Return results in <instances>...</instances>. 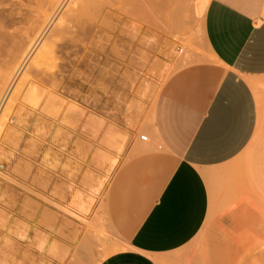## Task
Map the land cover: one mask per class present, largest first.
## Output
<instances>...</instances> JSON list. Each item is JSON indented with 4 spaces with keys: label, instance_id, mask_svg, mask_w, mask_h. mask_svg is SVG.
I'll return each instance as SVG.
<instances>
[{
    "label": "rangeland",
    "instance_id": "obj_1",
    "mask_svg": "<svg viewBox=\"0 0 264 264\" xmlns=\"http://www.w3.org/2000/svg\"><path fill=\"white\" fill-rule=\"evenodd\" d=\"M0 1H4L3 4L0 2V12L5 13H10L13 9L12 6H15L13 11L15 8L17 10L18 3L21 2V0ZM166 1L168 2L166 4L170 3L169 0ZM141 2L138 0H126L125 2L123 0L117 3L113 11L107 8L106 12L112 11L113 16L107 17L109 22L105 30H99L97 27L99 21L106 20L105 16H98L99 11L97 10L89 13L92 14L91 16L88 14L82 16L84 19L81 18L73 28L74 30L71 29L69 33L65 34L66 36L61 38L62 40L57 37L54 24L49 31V36H53V39L57 40V44H60L56 53L62 54L63 52V54L55 53V57H51V60L44 63L43 69L42 67H38V69L33 65L29 66L30 61L28 67L26 66L27 68L23 71L24 74L27 70L29 74H26L36 84L35 88L38 92L36 93L39 94L37 104L28 101L29 105L26 101L29 85L23 95L18 98L15 97L12 90L11 99L9 96L7 104L13 105L10 118L13 121L16 116L17 122L8 121L6 130L0 136V249L3 247L0 250V264H100L113 253L115 246L109 245L111 237L104 231L103 224L101 227L94 225L101 221L95 219L96 206H98V202H101L102 196L110 184L127 143L121 144L120 139L117 140L119 143L117 144L112 134V138H110V133L113 131L110 132L111 124L106 120V117L108 119L110 117L117 118L126 106L128 112L134 110L142 112L144 107L140 103H137L138 108L132 106L136 99L149 100L184 70L214 63L213 56H211L204 39V18L210 2L207 4L202 18L193 14L194 7L198 5L199 1L198 3L191 1L196 6L186 2L187 8H189V4L191 5L189 8L191 13L186 12L185 5L186 16L184 14L185 19L182 17V23H189V27L184 28L186 25L180 23L179 26L184 25V29L180 28V30L188 29L189 34L181 33L182 30L179 32V28L177 31L173 30L176 33L171 32L175 27L168 24L170 16L168 11L174 10L175 6L170 8V4L165 5L163 0H143L144 4ZM24 4L27 6L32 3L26 1ZM147 4L149 5L147 6ZM33 5L23 6L21 9L23 12L27 10L29 13L33 9L36 10L37 6ZM165 6L169 8L166 9ZM160 8L163 12L158 10ZM131 11L132 13H130ZM188 15H193L192 18L190 17L191 20ZM159 19L167 20L164 22ZM91 25L92 28H90ZM72 30L73 32H71ZM47 36L45 37L47 40H44L46 42L50 39ZM78 37L82 40H79ZM71 40L74 41L73 45ZM62 44L68 48H63ZM75 45L79 48L74 47ZM80 45L82 46L80 47ZM94 46L98 47L95 49ZM60 47L61 49H59ZM179 47L184 49L183 53H180ZM186 58L191 59L188 61ZM53 70L57 72L54 73ZM58 70L61 71V74ZM249 84L258 100L259 117L256 140L241 157L244 164L253 158L261 146L260 132L261 129H264V79L251 80ZM253 86H257L258 91L254 90ZM48 96L49 98H47ZM129 98L131 102L127 104ZM22 108L25 111H22ZM70 117L72 118L70 119ZM107 124L109 134L105 133ZM85 125L86 127H84ZM128 126L135 129L131 123ZM121 135L118 136L123 137V134ZM141 135L148 136L145 132L139 131V139ZM118 136L116 135V137ZM124 136L128 140V136ZM116 137L115 139H119ZM112 139L114 142H111ZM110 146H114L113 149ZM104 153L109 155L110 159L107 157L101 161L100 158ZM256 156V159H264V150ZM245 192L249 202L257 206H264L258 198L250 194V190L247 189ZM85 200H87L86 204H90L92 201V205L84 211L81 205H85L82 204V201L85 203ZM95 228L101 230L99 237L103 240L104 246L99 245L97 237L94 236L96 233L92 234L93 231H96ZM206 238V232H202L185 248L183 253L188 258H185L187 260L185 264L197 262L200 252L202 249H206L209 244V240ZM223 242L225 246L221 253L225 264H264V241H253L247 235L224 234ZM85 249L90 250L85 251ZM119 250L121 249H115V251ZM25 259L28 262H25Z\"/></svg>",
    "mask_w": 264,
    "mask_h": 264
},
{
    "label": "crops",
    "instance_id": "obj_2",
    "mask_svg": "<svg viewBox=\"0 0 264 264\" xmlns=\"http://www.w3.org/2000/svg\"><path fill=\"white\" fill-rule=\"evenodd\" d=\"M238 2L244 13L239 21L227 18L219 7L206 10L204 39L214 63L184 70L149 100L136 99L132 106L138 108L140 103L142 112H128L126 106L117 118L106 117L110 131L128 135L110 184L96 206L95 219L101 220L97 227L103 224L111 237L110 246L138 237L140 244L165 248L140 249L156 264H185L188 258L183 251L206 232L209 244L195 264H225L224 234L264 241V206L249 202L245 192L250 190L264 204V159H256L264 142L247 164L241 161L246 148L235 158L206 168L201 173L202 185L187 168L180 171V181L172 182L180 169L177 159H186L199 137L227 139L245 120L250 121L253 110L257 134L258 100L249 81L264 79V0ZM210 14L218 21L211 31ZM232 74L247 82L250 95L233 85ZM225 81L228 87L221 92ZM139 131L148 135L146 142L139 139ZM125 250L137 249L128 244Z\"/></svg>",
    "mask_w": 264,
    "mask_h": 264
},
{
    "label": "bare ground",
    "instance_id": "obj_3",
    "mask_svg": "<svg viewBox=\"0 0 264 264\" xmlns=\"http://www.w3.org/2000/svg\"><path fill=\"white\" fill-rule=\"evenodd\" d=\"M9 1V0H8ZM25 0H21V2L18 3V7L17 10L15 8V11H13L14 7L15 6H12V10L10 13H5V12H0V136L2 135V133L6 130V127L8 125V121H11V118H10V115H11V112L13 110V105L9 106V103L7 104V100L10 96V99H11V93H12V90H13V94H15V97L18 98L19 96H22L23 93L25 92V89L26 87L29 85L30 86V89L28 88L27 90V93H26V101L27 103L31 102L33 104H37L38 102V95H37V91H36V84L30 79L31 77H29V72H27L26 70V73L23 74V71H25L24 69H26L28 66V63L30 62L29 66L30 65H33L34 67H42L44 65L45 62H47L51 57H53L55 55V53L57 52V49H58V46H60V44L58 45L57 43V40H55V38L53 39V36L50 37L49 36V31H51V28L52 26L55 24V30L57 31L56 32V35L57 37H59L60 39L67 33L70 32L71 29L75 28L76 27V24L79 22V20L82 18V16L84 15H90L89 13L93 12L94 10H97L99 11V15L98 16H105L106 20H108L107 17L110 16H113V8L115 6H117V3L120 2V1H123V0H26L28 1L29 3H32L34 5L37 6L36 10H32L31 12H23V10L21 9L23 6L24 7H27L29 5H32V4H29L27 6H25ZM139 2L143 3V0H138ZM146 1V0H145ZM152 1V0H151ZM157 1V0H156ZM159 1V0H158ZM165 1V2H164ZM188 1V2H187ZM190 1V2H189ZM192 0H169V4H170V8L175 6L174 7V10H171V11H168V14L170 13V16H169V26L171 27H175L174 29H172L171 32H175L173 30L176 29V31L178 30L179 28V32L184 29V28H187L189 27V23H182V19L186 16L185 14V5H186V2L187 4L190 3L192 4L194 1L196 3H198V5L196 6V4H194L193 6H196L194 7L195 10H193V14H196L197 17H200L202 18V16L205 14V9H206V6L209 2H211V0H193V2L191 3ZM2 4L4 1H0ZM7 2V1H6ZM15 2V1H14ZM24 2V3H23ZM126 2V0H125ZM128 2V1H127ZM149 2V1H148ZM147 2V3H148ZM163 2L165 3V5H169V4H166L168 3L166 0H163ZM16 3V2H15ZM1 4V6H3ZM6 5H10L9 3H4ZM27 4V3H26ZM134 4V3H133ZM144 4V3H143ZM141 4V5H143ZM150 4V3H149ZM147 4V6L149 5ZM155 4V3H154ZM161 4V3H160ZM189 4V5H190ZM210 4V3H209ZM5 5V6H6ZM33 5V6H34ZM140 5V6H141ZM157 5V4H156ZM163 5V4H162ZM188 7L191 8V5ZM17 6V5H16ZM145 6V5H143ZM159 6V5H157ZM7 7V6H6ZM10 7V6H9ZM154 7V6H153ZM167 7V6H165ZM169 7H167L166 9H168ZM107 8H110L112 11H107L106 12V9ZM125 8V7H124ZM133 8V7H132ZM138 8V7H137ZM140 8V7H139ZM144 8H147L146 6ZM158 8V7H156ZM186 8H187V5H186ZM187 8L186 12H188V14L191 13V10ZM1 9V8H0ZM4 9V7H3ZM29 9V7H28ZM123 9V8H122ZM121 9V10H122ZM149 9V8H148ZM153 9V8H152ZM164 8V10H166ZM176 9V10H175ZM9 10V9H7ZM125 10V9H123ZM141 10V9H140ZM144 10V9H142ZM147 10V9H146ZM150 10V9H149ZM148 10V11H149ZM158 10H161L162 9H158ZM170 10V9H169ZM190 10V12H189ZM2 11V10H1ZM64 11V12H63ZM96 12V11H95ZM146 12V11H145ZM156 12V11H155ZM163 12V11H162ZM122 13V12H121ZM132 13V11L130 12ZM148 13V12H147ZM160 13V12H158ZM123 14V13H122ZM134 14V13H133ZM145 14V13H144ZM152 14V13H151ZM165 15V12L163 13ZM167 14V13H166ZM185 14V16H184ZM92 15V14H91ZM90 15V16H91ZM148 15V14H147ZM160 15V14H159ZM89 16V17H90ZM94 16V14H93ZM151 16V15H150ZM189 16V19L190 17L193 15H188ZM132 17V16H131ZM136 17V16H135ZM144 17H147V16H144ZM183 17V18H182ZM191 17V18H192ZM152 18V17H151ZM157 18V17H156ZM163 18V17H162ZM84 19V17L82 18ZM93 19V18H91ZM158 19V18H157ZM185 19V18H184ZM188 19V20H189ZM94 20V19H93ZM102 21L98 23L97 27L99 28V30H105L106 26H107V23L109 22L108 21ZM136 20V19H135ZM133 20V21H135ZM140 20V19H139ZM150 20V19H149ZM161 20H164V22L167 20L165 19H159V21ZM191 20V19H190ZM92 21V20H91ZM138 21V20H137ZM143 21V20H142ZM158 21V22H159ZM151 22V21H150ZM148 22V23H150ZM153 22V21H152ZM155 22V21H154ZM185 22H190V21H185ZM140 23V22H139ZM138 23V24H139ZM157 23V22H156ZM179 23L180 24H184L186 25L184 27V25H180L179 26ZM90 24V23H88ZM120 24V23H119ZM164 24V23H163ZM95 25V23H94ZM155 25V24H154ZM78 26V25H77ZM88 26V25H87ZM178 26V27H177ZM90 27V26H89ZM96 27V26H95ZM96 27V28H97ZM184 27V28H183ZM92 28V25L91 27ZM169 28V27H168ZM180 28H182L180 30ZM87 29V28H86ZM54 30V29H53ZM52 30V31H53ZM74 30V29H73ZM73 30L71 32H73ZM77 30V29H76ZM79 30V29H78ZM85 30V29H83ZM164 30V29H163ZM168 30V29H167ZM171 29H169L168 31H170ZM91 31V30H90ZM166 31V30H165ZM183 31V30H182ZM181 33H185L187 34L188 33V29H185V31H183ZM190 31V30H189ZM199 31V30H198ZM76 32V31H75ZM88 32V30H87ZM51 33V32H50ZM55 33V32H54ZM125 33V32H124ZM176 33V32H175ZM50 37V39H48L49 41H44L46 38V36ZM52 34V33H51ZM50 34V35H51ZM71 34V33H70ZM75 34V33H73ZM77 34H79L77 32ZM90 34H92L90 32ZM117 34V33H116ZM178 34V33H177ZM176 34V35H177ZM180 34V33H179ZM189 34V33H188ZM56 35H54V37H56ZM80 35V34H79ZM114 35V34H113ZM47 36V37H48ZM66 36V35H65ZM72 36V34H71ZM70 36V37H71ZM74 36V35H73ZM84 36V35H83ZM91 36V35H90ZM89 36V37H90ZM115 36V35H114ZM113 36V37H114ZM135 36V35H134ZM85 37V36H84ZM138 37V36H137ZM73 38V37H71ZM83 38V37H82ZM135 38V37H134ZM63 39H66V38H63ZM78 39L80 40L81 38L78 37ZM96 39V38H95ZM100 39V38H99ZM47 40V39H46ZM62 40V39H61ZM75 40V39H74ZM82 40V39H81ZM87 40V39H86ZM89 40V39H88ZM101 40V39H100ZM134 40V39H133ZM70 41V39H69ZM67 40V42H69ZM85 41V40H84ZM103 41V40H102ZM62 42V41H61ZM60 42V43H61ZM72 42V40H71ZM70 42V43H71ZM78 42V41H77ZM80 42V41H79ZM87 42V41H86ZM105 42V41H104ZM149 42V41H148ZM74 41L72 42V45H73ZM81 43V42H80ZM67 44V43H66ZM69 44V43H68ZM84 44V43H83ZM152 44V42H151ZM86 45V44H85ZM84 45V46H85ZM96 45V44H95ZM63 48H65L64 44H62ZM82 45H80L81 47ZM148 46V45H147ZM70 47V46H69ZM76 47V45L74 46ZM91 47V46H90ZM98 47V46H97ZM96 47V48H97ZM68 48V47H67ZM65 48V49H67ZM71 48H73L71 46ZM76 48H79L78 46ZM85 48V47H84ZM95 48V46H94ZM95 48V49H96ZM185 49V46L183 47ZM61 49V47L59 48ZM75 49V48H74ZM93 49V48H92ZM127 49V48H126ZM150 49V48H149ZM181 48L179 47V50ZM184 49H181V52L180 53H183L184 52ZM73 50V49H72ZM79 50V49H77ZM122 51V50H121ZM69 52V51H68ZM59 53V52H58ZM56 53V54H58ZM180 53H178L180 55ZM192 53V52H191ZM63 54V52H62ZM61 53H59V55H62ZM69 54V53H68ZM78 54V53H77ZM143 54V53H142ZM76 55V54H75ZM141 55V54H140ZM183 55V54H182ZM68 56V55H67ZM55 57V56H54ZM66 57V56H65ZM71 57V55H70ZM62 58V57H61ZM140 58V57H139ZM56 59V58H55ZM59 57H58V61H59ZM66 58H64L65 60ZM188 59H191V58H186V60ZM51 60V59H50ZM62 62H63V59H61ZM67 60V59H66ZM139 60V59H138ZM68 61V60H67ZM189 61V60H188ZM66 62V61H65ZM146 62V61H145ZM154 62V61H153ZM51 64V62H49ZM54 63V62H53ZM57 63V61H56ZM55 63V64H56ZM64 63V62H63ZM59 64V63H58ZM136 64V63H135ZM153 64V63H151ZM61 65V64H60ZM65 65V64H64ZM67 65V64H66ZM141 65V64H140ZM27 66V67H26ZM48 66V64H47ZM46 66V68H47ZM59 66V65H58ZM56 66V67H58ZM51 67V66H50ZM56 67L54 69H56ZM143 67V66H142ZM45 68V66H44ZM60 68V67H59ZM36 69V68H34ZM39 69V68H38ZM43 69V67H42ZM41 69V70H42ZM49 69V68H48ZM58 69V68H57ZM62 69V68H61ZM64 69V68H63ZM29 70V69H28ZM32 70V68H31ZM45 70V69H44ZM47 70V69H46ZM68 70V69H67ZM54 71V70H53ZM59 71V70H58ZM39 72V71H38ZM37 72V73H38ZM46 72V71H45ZM48 72V70H47ZM57 72V71H54V73ZM61 71H59V74ZM32 73V72H31ZM40 73V72H39ZM50 73V72H49ZM48 73V74H49ZM53 73V72H52ZM34 74V73H32ZM63 74V72H62ZM31 75V74H30ZM36 75V74H35ZM45 75V73H44ZM57 75V74H56ZM49 76V75H48ZM36 77V76H35ZM40 77V76H39ZM38 77V78H39ZM52 77H56V76H52ZM37 78V77H36ZM59 78V76L57 77V79ZM63 78V76H62ZM43 79V78H42ZM49 79V78H47ZM53 79V78H52ZM55 80V79H54ZM41 81V80H40ZM49 81V80H48ZM62 81V80H61ZM44 82V81H43ZM56 82V81H55ZM54 82V83H55ZM45 83V82H44ZM50 83V82H49ZM53 83V82H52ZM46 84V83H45ZM63 84V83H62ZM48 85V84H47ZM51 85V84H49ZM58 85V84H57ZM53 87V85H52ZM55 87V86H54ZM38 88V87H37ZM254 90L258 91V88L257 86H253ZM58 89V88H57ZM39 90V89H38ZM54 90V89H53ZM41 91V90H40ZM39 91V92H40ZM37 92V93H36ZM43 93V92H42ZM12 94V95H13ZM13 97V96H12ZM14 97V98H15ZM41 97V96H40ZM42 97H44L42 95ZM41 97V98H42ZM24 98V99H25ZM49 98V96L47 97ZM53 98V96H52ZM23 99V97H22ZM61 101V99H59ZM58 100V102H59ZM11 101V100H10ZM17 101V100H16ZM24 101V100H23ZM29 101V102H28ZM39 101H40V98H39ZM54 101V99H53ZM9 102V101H8ZM12 102V101H11ZM18 102V101H17ZM49 102V101H48ZM52 102V101H51ZM55 102H56V99H55ZM26 103V102H25ZM54 103V102H52ZM52 103H49L50 105ZM64 103V102H63ZM15 104V103H14ZM60 104V103H58ZM30 105V103H29ZM44 105V104H43ZM49 105V106H50ZM22 106V105H21ZM37 106V105H36ZM46 106V105H45ZM56 106V105H55ZM33 107V106H32ZM51 107V106H50ZM20 108V107H19ZM21 109V108H20ZM57 109V108H56ZM68 109V108H67ZM24 109L22 108V111ZM46 110V109H45ZM49 110V109H48ZM25 111V110H24ZM68 112V111H67ZM45 113V112H44ZM26 114V113H24ZM68 114V113H67ZM23 117V116H22ZM55 117V116H53ZM65 117V116H64ZM72 117H70L71 119ZM22 119V118H21ZM63 119V118H61ZM93 120V119H92ZM13 121L14 123L17 122V118L15 116V118H13ZM11 121V122H13ZM39 122V121H38ZM65 123V122H64ZM67 123H68V119H67ZM98 123V122H97ZM12 124V123H11ZM71 124V123H70ZM102 124V122H101ZM69 125V124H68ZM72 125V124H71ZM92 125V124H91ZM70 127V126H69ZM86 127V125L84 126ZM93 127V126H92ZM10 128H13L12 126H10ZM99 129V128H98ZM109 130V129H108ZM8 131V130H7ZM96 131V130H95ZM113 133L111 132L110 135L112 134L113 135V139L116 141L117 143V140L119 141L120 139V143L125 145L127 143V139L126 137L123 135V137H119L121 134L120 132H118V130H112ZM117 131V132H116ZM116 133V134H115ZM119 133V134H118ZM109 134V133H108ZM115 134V136H114ZM7 135V134H6ZM112 135L110 138H112ZM116 135L119 137V139H115ZM138 135V134H137ZM8 136V135H7ZM10 136V135H9ZM21 136V135H20ZM107 136V135H106ZM122 136V135H121ZM128 136V135H127ZM142 136V135H141ZM140 136V138H141ZM116 137V138H118ZM109 138V137H108ZM103 139V138H102ZM112 139L111 142H114ZM105 140V139H104ZM127 140V141H126ZM16 143V142H15ZM105 143V142H104ZM109 144V142H107ZM17 144V143H16ZM119 144V143H117ZM107 145V144H106ZM113 145V144H112ZM111 148L114 147V146H110ZM109 148V146H108ZM110 148V149H111ZM249 148V147H248ZM113 149V148H112ZM3 152V151H2ZM101 152V151H100ZM37 155V154H36ZM106 155V156H105ZM10 156V155H9ZM102 156V155H101ZM109 156V155H108ZM107 154L104 153V155L102 156L101 159H104V158H107L108 157ZM108 159H110L108 157ZM112 159V158H111ZM106 161H109L107 159H105ZM7 161V160H6ZM103 161V160H101ZM106 163V162H105ZM103 164V163H102ZM104 165V164H103ZM108 165V164H107ZM1 166V165H0ZM3 168V167H2ZM37 171V170H36ZM211 175L209 176H212L213 174L211 172H209ZM207 172V174H209ZM209 178V177H208ZM213 179V176L210 177ZM93 180V179H92ZM208 180V179H207ZM91 181V180H90ZM211 182V181H210ZM88 183V182H87ZM20 185V184H19ZM18 185V186H19ZM90 186V185H88ZM23 188V187H22ZM89 189V188H88ZM5 192V191H4ZM3 194V193H2ZM9 194V193H8ZM11 196V195H10ZM84 196V195H83ZM42 197V196H41ZM45 199V198H44ZM43 199V200H44ZM87 199V198H86ZM90 200V199H88ZM92 200V199H91ZM22 202V201H21ZM87 200H85V203H83L82 201V204H85V205H81L82 206V209H84V211L88 208V207H91L90 205H92V201L90 204H86ZM75 203V202H74ZM26 205V204H25ZM89 211V210H88ZM5 214V213H4ZM91 220V219H90ZM89 220V222H90ZM15 222V221H14ZM94 222V220H93ZM99 222V221H98ZM88 223V222H87ZM91 223V222H90ZM93 225V223H91ZM89 225V224H88ZM97 226V224H94ZM93 225V226H94ZM4 226V225H3ZM90 226V225H89ZM94 229V228H92ZM96 230V228H95ZM27 231V230H26ZM38 231V230H37ZM36 231V232H37ZM100 229L96 230V231H93L92 234H94V232L96 233L94 236V238H96V240L99 242V245L100 246H104L103 245V240L100 239L99 237V233H100ZM34 232V231H33ZM35 233V232H34ZM42 234V233H41ZM40 235V234H39ZM42 236V235H41ZM45 236V235H44ZM89 236V235H88ZM43 238V237H42ZM45 238V237H44ZM93 240V239H92ZM96 241V242H97ZM97 242V243H98ZM32 243V242H31ZM35 243V242H34ZM6 244V243H5ZM4 244V245H5ZM10 245V244H9ZM11 246V245H10ZM41 246V245H40ZM44 246V245H43ZM8 247V246H7ZM42 247V246H41ZM40 247V248H41ZM3 247H1L2 249ZM43 248V247H42ZM45 248V247H44ZM0 249V250H1ZM9 250V249H8ZM8 250H4V251H8ZM24 250V249H23ZM26 250V249H25ZM86 250H90V249H85ZM10 251V250H9ZM26 252V251H25ZM102 252H104V250H102ZM25 254V253H24ZM28 254V253H27ZM92 254V253H91ZM10 255V254H9ZM34 255V254H33ZM5 256V255H4ZM6 257V256H5ZM17 257V256H16ZM15 257V258H16ZM25 257V256H24ZM38 257V256H37ZM8 258V257H7ZM11 258V256H10ZM22 258V257H21ZM26 258V257H25ZM27 259V258H26ZM25 259V262H28L26 261ZM28 259H35V258H28ZM24 260V258H23ZM36 261H38L36 259ZM35 261V262H36ZM22 262V261H21ZM30 262V261H29ZM4 264V263H3ZM35 264V263H34Z\"/></svg>",
    "mask_w": 264,
    "mask_h": 264
},
{
    "label": "snow or ice",
    "instance_id": "obj_4",
    "mask_svg": "<svg viewBox=\"0 0 264 264\" xmlns=\"http://www.w3.org/2000/svg\"><path fill=\"white\" fill-rule=\"evenodd\" d=\"M264 6V5H262ZM210 8L219 7L227 18H230L232 21H239L244 18V13L239 11L241 5L238 0H224V2L218 3V0H211ZM264 19V17H262ZM209 28L210 31L217 26V18L209 15ZM223 23V21H221ZM219 51V49H218ZM225 59H227L225 57ZM233 63V61H228ZM241 71H250L249 69H241ZM264 71V69H261ZM233 75V85L237 89L243 88L245 92L250 95V90L248 88L247 82L240 77L237 79L235 74ZM228 87V82L225 81V84L221 86V92ZM255 111L253 110L250 121L245 120L237 133L233 136H230L227 139H220L214 136H201L198 138L197 142L193 143L189 149V153L183 161L177 159L176 163L180 165V169L175 172L172 182H177L182 179L180 171L184 168H187L195 180L203 184V176L201 173L206 170V168L211 167L212 165L226 162L230 159L235 158L243 150L251 146L256 140V128H255ZM260 139L264 142V129H261ZM191 163H190V162ZM195 165H200V168L195 167ZM147 228V225L141 229L144 231ZM183 243V242H181ZM131 244L132 248L137 249L136 251L125 250V246ZM174 247V246H170ZM121 249L115 251V249ZM113 250L112 255L108 256L106 260L103 261V264H156V261L145 256L140 249L145 251H164V247H157L155 245L140 244L139 238L129 239L126 242L117 244Z\"/></svg>",
    "mask_w": 264,
    "mask_h": 264
},
{
    "label": "built area",
    "instance_id": "obj_5",
    "mask_svg": "<svg viewBox=\"0 0 264 264\" xmlns=\"http://www.w3.org/2000/svg\"><path fill=\"white\" fill-rule=\"evenodd\" d=\"M142 141L146 142L148 140V136H141L140 138Z\"/></svg>",
    "mask_w": 264,
    "mask_h": 264
}]
</instances>
